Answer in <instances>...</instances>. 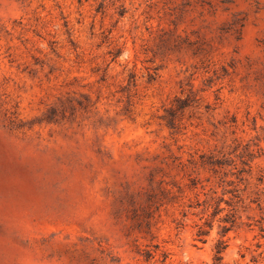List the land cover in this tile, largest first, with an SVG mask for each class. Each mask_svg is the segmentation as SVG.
<instances>
[{
	"label": "rangeland",
	"instance_id": "374dc122",
	"mask_svg": "<svg viewBox=\"0 0 264 264\" xmlns=\"http://www.w3.org/2000/svg\"><path fill=\"white\" fill-rule=\"evenodd\" d=\"M220 240L264 264V0H0V264Z\"/></svg>",
	"mask_w": 264,
	"mask_h": 264
},
{
	"label": "trees",
	"instance_id": "16d2710c",
	"mask_svg": "<svg viewBox=\"0 0 264 264\" xmlns=\"http://www.w3.org/2000/svg\"><path fill=\"white\" fill-rule=\"evenodd\" d=\"M217 209H218V206H216L215 210H217ZM206 233H207V231L203 227H200L198 235L201 236V235L206 234ZM225 246H226L225 240H220L219 243L217 244L216 251H215V264H222L223 252H224Z\"/></svg>",
	"mask_w": 264,
	"mask_h": 264
}]
</instances>
